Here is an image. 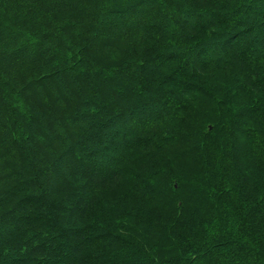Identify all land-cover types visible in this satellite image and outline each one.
Wrapping results in <instances>:
<instances>
[{
	"label": "trees",
	"instance_id": "trees-1",
	"mask_svg": "<svg viewBox=\"0 0 264 264\" xmlns=\"http://www.w3.org/2000/svg\"><path fill=\"white\" fill-rule=\"evenodd\" d=\"M261 187L264 0H0V264H264Z\"/></svg>",
	"mask_w": 264,
	"mask_h": 264
},
{
	"label": "rangeland",
	"instance_id": "rangeland-1",
	"mask_svg": "<svg viewBox=\"0 0 264 264\" xmlns=\"http://www.w3.org/2000/svg\"><path fill=\"white\" fill-rule=\"evenodd\" d=\"M187 164H183V167L185 168V171L186 172H190V169H188L187 167H185ZM174 186L176 187L177 186V184L176 183H174ZM258 192H264V187H261L260 189H258Z\"/></svg>",
	"mask_w": 264,
	"mask_h": 264
}]
</instances>
